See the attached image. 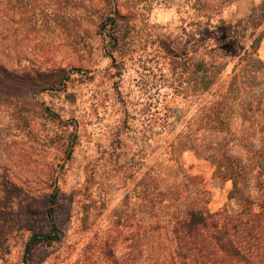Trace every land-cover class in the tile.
Masks as SVG:
<instances>
[{"label": "rangeland", "instance_id": "1", "mask_svg": "<svg viewBox=\"0 0 264 264\" xmlns=\"http://www.w3.org/2000/svg\"><path fill=\"white\" fill-rule=\"evenodd\" d=\"M225 3L0 0V264H264V2Z\"/></svg>", "mask_w": 264, "mask_h": 264}, {"label": "trees", "instance_id": "2", "mask_svg": "<svg viewBox=\"0 0 264 264\" xmlns=\"http://www.w3.org/2000/svg\"><path fill=\"white\" fill-rule=\"evenodd\" d=\"M226 212H227V210L223 209V210L217 211L216 214L217 213L221 214V213H226ZM225 216L226 217H224V219H226L227 217L229 218V220H228V222H226V224L231 223V229L233 230V235L238 234L237 228L238 229L242 228V231L244 233L243 232L241 233L242 234V237L240 238L241 242L242 243L244 242V244L250 243V240L252 239V232H251L252 227L248 224L250 217L246 218V212L242 211V212L235 213V214H230L227 212ZM200 220L203 222L202 218ZM211 225L213 227H215L216 222L212 223ZM198 229L199 228L197 227V229L195 228V229L189 230V231H187V233L191 234V232H193L195 234L194 239L196 238L195 237L196 235H199V239H200L199 244L196 242V240H191L190 245H189V243L187 244L186 240L183 239L182 236H180V238H179L180 242H182L183 246H185L187 244V246L185 247L186 250L191 251L192 254H194V255H196V253H197L196 251H198V253H201V251H204L205 254L208 255L210 252L215 251V250H213L212 239L215 237L217 239L218 243H220L221 240L219 239V235L210 236V238L207 239L206 236H201V234H199L197 232ZM217 232H219V231L215 230L214 233H212V234H216ZM51 233L52 234H44V235L33 233L31 235L30 239L31 240L38 239V240H44V241H48V242L56 240L59 236L57 234L58 232L56 231V226L54 224L51 227ZM179 248H181V246H179ZM29 249H30V242L28 241L25 244L24 252H23V263L24 264L27 263ZM199 257H201V256H199Z\"/></svg>", "mask_w": 264, "mask_h": 264}, {"label": "crops", "instance_id": "3", "mask_svg": "<svg viewBox=\"0 0 264 264\" xmlns=\"http://www.w3.org/2000/svg\"><path fill=\"white\" fill-rule=\"evenodd\" d=\"M226 5L221 11V19L240 21L253 10L262 6L264 0H225ZM255 33L262 37L257 43V53L260 60L264 59V22L256 27Z\"/></svg>", "mask_w": 264, "mask_h": 264}]
</instances>
